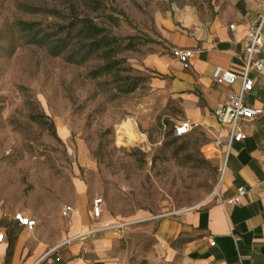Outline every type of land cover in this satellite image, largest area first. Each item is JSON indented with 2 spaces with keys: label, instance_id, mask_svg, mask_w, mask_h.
I'll return each instance as SVG.
<instances>
[{
  "label": "rangeland",
  "instance_id": "rangeland-1",
  "mask_svg": "<svg viewBox=\"0 0 264 264\" xmlns=\"http://www.w3.org/2000/svg\"><path fill=\"white\" fill-rule=\"evenodd\" d=\"M100 1L118 19L117 27L105 25L108 33L133 47L117 56L119 75L92 78L96 61L51 56L21 32L20 23L61 24L28 9H59L68 0H0V219L10 224L24 213L35 220L23 235L29 254L44 253L37 264H66L58 257L71 251L80 259L74 264H195L181 257L163 262L152 222L216 197L222 143L200 124L181 138L172 135L186 119L183 99L164 86L156 57H172L164 32L173 5L254 19L264 0ZM127 76L137 87L119 93ZM95 198L102 199L96 221ZM63 206L73 209L67 217ZM73 216L88 223L77 235L70 234ZM122 223L120 232L106 228Z\"/></svg>",
  "mask_w": 264,
  "mask_h": 264
},
{
  "label": "crops",
  "instance_id": "crops-1",
  "mask_svg": "<svg viewBox=\"0 0 264 264\" xmlns=\"http://www.w3.org/2000/svg\"><path fill=\"white\" fill-rule=\"evenodd\" d=\"M252 20L248 14H208L188 4H175L171 9V20L164 32L166 45L171 50H190L193 55L188 69H182L167 54L156 57L155 68L163 76L164 86L183 99L185 120L216 133L222 143L224 168L217 195L208 204L152 222L163 262L181 257L195 264H264V174L260 167L264 158V71L251 70L248 74L254 83L245 102L259 114L238 122L243 139L232 143L227 153V131L217 132L219 125L213 112L224 102L230 88L211 80L214 69L220 67L238 76L233 89L238 88L244 67L245 35ZM240 188L242 193L238 192ZM14 215L10 224L0 219V233L4 235L0 264H36L44 253L36 258L29 254L31 245L23 235L26 231ZM87 226L86 219L73 216L70 234L77 235ZM61 258L66 264L80 260L74 251L58 257Z\"/></svg>",
  "mask_w": 264,
  "mask_h": 264
},
{
  "label": "trees",
  "instance_id": "trees-1",
  "mask_svg": "<svg viewBox=\"0 0 264 264\" xmlns=\"http://www.w3.org/2000/svg\"><path fill=\"white\" fill-rule=\"evenodd\" d=\"M237 8H239L237 6ZM109 9L100 0H68V6L59 9L29 8L28 12L50 16L61 24L52 28H43L37 22L20 23L22 33H27L28 40L37 45L48 46L51 56L63 55L65 60L74 64H83L90 60L98 63L91 71L92 78L116 73L119 75V65L123 59H118L119 52L130 49L133 44L130 40L121 47L123 39L108 33L105 25L118 26L117 17L108 13ZM124 16L123 13L118 14ZM99 22V23H98ZM103 24V25H100ZM126 40V39H125ZM129 83L119 93L129 94L135 90V78L125 77ZM40 118H47L43 113ZM36 119V116H31ZM53 128V124L50 123ZM173 135V130H172ZM174 136V135H173ZM175 138H181L176 137ZM140 264H148L142 261Z\"/></svg>",
  "mask_w": 264,
  "mask_h": 264
},
{
  "label": "built area",
  "instance_id": "built-area-1",
  "mask_svg": "<svg viewBox=\"0 0 264 264\" xmlns=\"http://www.w3.org/2000/svg\"><path fill=\"white\" fill-rule=\"evenodd\" d=\"M230 28H233V26L231 25ZM245 42L246 45L244 49L243 73L240 77V83L237 89H233V85L238 79V76L234 72L216 67L211 75L212 83L226 84L230 88L226 94L224 102L219 104L213 112V116L219 125L217 132L223 131L224 129L227 131V140L225 143L226 153L228 152L232 143L240 142L243 139V132L238 127V122L244 119L255 117L259 114L258 110L250 108L246 105L245 97L252 89L254 83L253 80L248 76L249 72L251 70H254L257 73L264 71V13L256 16L249 23L245 35ZM171 54L172 58L182 69L189 68L190 59L193 55L192 51L187 49L173 48L171 50ZM197 126L198 123L192 122L190 120H183L174 126L173 135L176 137L184 136ZM216 144L221 145L219 138L217 139ZM260 167L264 174V158L261 160ZM223 168L224 167L221 169V174L223 172ZM238 192L242 193L243 189H238ZM101 206V198L93 199L90 210V218L92 220L96 221L101 217ZM72 212L73 209L70 206H63L61 209V215L65 217L69 216ZM14 220L27 232L34 230L36 226L35 220L26 217L21 213H15ZM126 226L127 223H122L113 224L106 228L108 230L120 232ZM91 232L92 231H88V233ZM3 236V233H0V242L3 240Z\"/></svg>",
  "mask_w": 264,
  "mask_h": 264
},
{
  "label": "bare ground",
  "instance_id": "bare-ground-1",
  "mask_svg": "<svg viewBox=\"0 0 264 264\" xmlns=\"http://www.w3.org/2000/svg\"><path fill=\"white\" fill-rule=\"evenodd\" d=\"M126 132H129V130H128V131H126Z\"/></svg>",
  "mask_w": 264,
  "mask_h": 264
}]
</instances>
